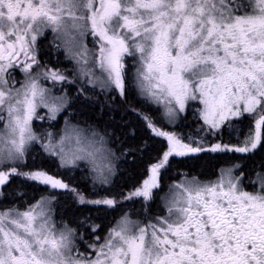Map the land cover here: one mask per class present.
<instances>
[{
  "label": "snow or ice",
  "instance_id": "obj_1",
  "mask_svg": "<svg viewBox=\"0 0 264 264\" xmlns=\"http://www.w3.org/2000/svg\"><path fill=\"white\" fill-rule=\"evenodd\" d=\"M49 29L56 49L74 63L82 93L90 86L123 96L131 57L140 94L162 106L169 123L189 102L201 105L206 135L232 127L230 120L244 114L254 122L239 144L204 146L202 138L185 143L145 116L168 147L124 201L152 200L171 156L248 154L264 146V0H0V187L21 177L66 190L80 204L111 209L118 203L107 195L90 199L42 169L21 168L29 148L40 144L61 167L84 161L94 190L109 186L115 173L114 153L99 130L67 120L58 137L33 130V119H43L38 107L57 120L67 97L53 89L73 82L38 57V40ZM89 35L93 49L86 44ZM16 66L24 73L19 88L8 71ZM45 80L52 88L43 86ZM169 193L163 198L167 215L145 223L121 213L104 242L89 245L92 254L78 250L76 229L57 228L54 195L24 211L0 209V264H264V168L254 178L233 167L221 169L216 179L185 178Z\"/></svg>",
  "mask_w": 264,
  "mask_h": 264
},
{
  "label": "trees",
  "instance_id": "obj_2",
  "mask_svg": "<svg viewBox=\"0 0 264 264\" xmlns=\"http://www.w3.org/2000/svg\"><path fill=\"white\" fill-rule=\"evenodd\" d=\"M59 55L61 56V53L56 54L55 58ZM45 59H47L49 67L60 69L69 80L72 79L70 81H73L71 85L67 84L68 110L59 117V120L65 118L81 127H93L105 134L108 146L115 153L116 173L109 186L105 189L94 190L90 184L88 171L83 165L74 169L61 168L55 159L43 153L37 146H32L28 150L21 168L23 171L42 169L69 184L70 187L85 193L90 199H95L98 195L115 197L118 201L115 210L118 205L126 202L138 206L135 198L128 201H124L122 198L148 178L150 166L158 162L168 147L167 140L156 136L148 127L145 116L164 131L175 133L185 143L190 142L189 138L193 142L202 138L204 146L213 143L239 144L247 134L249 127H252L251 117L243 115L230 120L232 127L225 124L222 126V130L217 132V135H206L207 127L198 117L199 106L196 103L189 104L184 114L180 116L178 123L169 126L162 119L159 108L149 104L136 94L131 80L126 79L123 96L115 90L103 93V91L89 87L86 92L82 93L80 84L76 85L73 79L74 75L68 71L67 62L63 65L60 59L54 60L51 57ZM1 124L0 121V127ZM202 127L204 131H201ZM252 155L242 159H239L236 153L214 155L212 152H201L179 157L171 156L167 166L160 170L158 179L161 189L156 194H165L170 184L178 182L183 177L195 176L201 180L215 179L219 170L236 164L246 170L247 175L252 174L255 170H262L264 168V146H259ZM245 184H248L247 179H245ZM0 190V209L24 208L35 203L44 195H54L55 199L52 204L57 226L68 224L76 229L78 233L76 242L80 237L88 238L92 233L93 226L99 228L98 233L103 232L107 226L106 219L111 217L108 214V209L104 206L94 207L91 204H80L66 190L51 193L45 186L26 181L21 177H13L11 182ZM147 204L143 208V212L147 211L151 214L156 211L155 207L149 208ZM63 210H66L67 213L63 214ZM160 212L162 214L163 210ZM113 218L116 216L114 215Z\"/></svg>",
  "mask_w": 264,
  "mask_h": 264
},
{
  "label": "rangeland",
  "instance_id": "obj_3",
  "mask_svg": "<svg viewBox=\"0 0 264 264\" xmlns=\"http://www.w3.org/2000/svg\"><path fill=\"white\" fill-rule=\"evenodd\" d=\"M66 19H67V17H66ZM48 31H50V29L48 30ZM51 32V31H50ZM47 36H48V38H52V41H53V33L51 32V33H49V34H47ZM92 37L89 35L87 38H86V44H87V46L89 47V49H93V48H95L96 46L93 44V43H91V40H88V39H91ZM89 43V44H88ZM61 53H63V51L61 50ZM66 62L68 63H70L71 65H72V70H73V73H74V68H75V65H74V63L72 62V61H70V60H66ZM8 71H9V69H8ZM124 71H125V73H126V76H125V79H127V80H131V84H132V86H133V88H134V90L136 91V94H138V96L140 97V98H142V99H144V100H146L141 94H140V92H139V90H138V88H137V83H136V77H135V72H136V62L131 58V57H126V65H125V69H124ZM17 78V80L16 79H12L13 81H14V86L15 87H17V88H19L20 87V84L23 82V80H24V73L20 70L19 71V73H18V76L16 77ZM73 79L75 80V82H76V85H78L79 84V82H78V80H76V78H75V73H74V77H73ZM70 80H72V79H70ZM42 84H43V86L44 87H46V88H52V84H51V82L50 81H47V80H45V81H42ZM68 84V82H65V83H63L62 85L63 86H68L67 85ZM61 84H57L56 85V87L53 89V93L55 94V95H64V96H66L67 97V105H66V107H65V109L63 110V111H61L59 114H58V117H57V119L61 116V115H63L64 114V112H66L67 110H68V107H69V97H68V94H67V89L64 91L63 89H62V86ZM69 85H71V83H69ZM88 88V87H87ZM89 88H92V87H90L89 86ZM96 90H98V91H101V89L100 88H95ZM103 93H109V92H107V91H103ZM146 102H148L149 104H151V105H153V106H155V107H157V108H159V110H160V113H161V117H162V119H164V121L169 125V126H174V125H176L177 123H178V121H179V118H180V116L181 115H183L184 114V112L186 111H184V112H182V113H179V116L176 118V120L174 121V122H172V123H169V121L165 118V116L163 115V107L162 106H158V105H156V104H154V103H150L148 100H146ZM191 103H196V102H189V104H191ZM196 104H198V103H196ZM198 109L201 107V105H199L198 104ZM188 107V106H187ZM187 107H186V109H187ZM37 115L39 116V117H43V119H36V118H34L33 119V121H32V127H33V130L38 134V135H43V134H46L47 132H53L54 134H56L57 135V137L59 136V134H60V132H61V129L64 127V123H65V118L63 119V118H61L60 119V122H61V124L60 125H58V126H55L54 124H55V122H56V120L55 121H50V120H48V118H47V109L46 108H43V107H38L37 108ZM244 115H248V114H244ZM198 117L200 118V115H199V112H198ZM232 119H234V118H232ZM200 120L202 121V123H203V120L200 118ZM69 122V121H68ZM1 127L0 128H3V122L1 121ZM69 123H71V124H73V125H77V124H74V123H72V122H69ZM204 125V124H203ZM204 126H206L207 128H208V126L207 125H204ZM81 127V126H80ZM106 140H107V138H106ZM107 142H108V140H107ZM214 144V143H213ZM32 146H37V147H39L41 150H42V152L43 153H45L44 152V150L41 148V146H40V144H34V145H32ZM31 146V147H32ZM30 147V148H31ZM29 148V149H30ZM112 150V149H111ZM113 151V153H114V150H112ZM29 152V151H28ZM28 154V153H27ZM46 154V153H45ZM46 155H48V154H46ZM27 156V155H26ZM49 156V155H48ZM175 156V155H174ZM50 157H52L53 159H55V161L58 163V165L60 166V161H59V159L57 158V157H53V156H50ZM177 157H179V156H177ZM114 158H115V153H114ZM114 162V161H113ZM84 166L85 168H86V170L88 171L87 173H88V177H89V180H90V184H91V186H93L92 185V181H91V174H90V172H89V168H88V165L84 162V161H77L76 162V166H68V167H61V168H67V169H74V168H77V167H79V166ZM114 166H115V164H114ZM234 168V170H235V167H233ZM224 169H226V168H224ZM150 172V171H149ZM115 173H116V171H115ZM115 173H114V175L112 176V180H111V183H112V181H113V178H114V176H115ZM219 173H220V171H219ZM219 173H218V175H219ZM218 175H217V177H218ZM149 177V176H148ZM216 177V178H217ZM186 177H183V178H181L179 181H181V180H184ZM215 178V179H216ZM188 179H190V178H188ZM175 183H177V182H175ZM174 183V184H175ZM174 184H170L169 185V187H168V190H167V192L164 194V195H162L161 197H160V202H161V205H162V208L164 209V213L166 212V214H164V215H167V210H166V208H165V200L163 199L164 197H170V193H169V189H170V187L171 186H173ZM250 185V184H249ZM252 186V185H251ZM2 187H0V189H1ZM49 189V191L51 192V193H55V192H64V190L63 189H56V190H52L50 187L48 188ZM157 189V188H156ZM155 190V189H154ZM173 191L174 192H179L180 190L179 189H173ZM0 194H1V190H0ZM44 196H46V195H44ZM49 196V195H48ZM103 196H105V195H103ZM98 197H100L99 195L97 196V198ZM38 201V200H37ZM52 203H53V201H52ZM34 204V203H33ZM96 205H94V207H95ZM29 206H26V207H24V208H19L21 211H24V210H26L27 208H28ZM67 213V211L66 210H63V214H66ZM163 213V212H162ZM120 218V217H119ZM154 218V217H153ZM52 219L54 220V222H55V224H56V226H57V222H56V220L54 219V211H53V204H52ZM148 222V221H147ZM114 226V225H113ZM63 226H57V228H62ZM106 237V236H105ZM104 237V238H105ZM104 238H102V239H100L98 242H97V244H102L103 242H104ZM80 240H81V244L82 245H80V247H81V252H83V253H88V249L90 248L89 247V245L91 244H89V241L88 240H85L84 238L83 239H81V237H80ZM75 243H76V241H75ZM77 245V244H76ZM74 254H75V250H74ZM90 254V253H89Z\"/></svg>",
  "mask_w": 264,
  "mask_h": 264
},
{
  "label": "flooded vegetation",
  "instance_id": "obj_4",
  "mask_svg": "<svg viewBox=\"0 0 264 264\" xmlns=\"http://www.w3.org/2000/svg\"><path fill=\"white\" fill-rule=\"evenodd\" d=\"M49 33H51L50 31H48V30H46V37H41L39 40H38V57H39V59H40V61H41V63L42 64H45V65H47V66H49V63H48V61H46L47 59H45V58H49V57H51V58H54V60H56V59H60V61H61V63L64 65V63L66 62V58H65V55H64V53H61V50H57L56 49V47H55V45L53 44V41H52V38L50 37V38H48V36H47V34H49ZM88 40H91V43H92V38L91 39H88ZM89 44V43H88ZM60 54L61 53V56L59 55L57 58H55L56 56V54ZM46 61V62H45ZM67 67H68V71H70L73 75H74V73H73V70H72V65L68 62L67 63ZM21 70V68L19 67V66H16L15 68H10L9 69V72L12 74V79H16L17 80V76H18V73H19V71ZM62 87V89L65 91L68 87L67 86H61ZM61 124V122H60V120H59V118L56 120V122H55V126H58V125H60ZM252 127H254V122L252 123ZM259 147V146H258ZM258 149V148H257ZM256 149V150H257ZM255 150V151H256ZM254 152H251V153H248V154H240V153H236V155L239 157V159H242V158H246V157H251V156H253L252 154H253ZM217 154H220V153H214V155H217ZM229 167H235V172L237 173V174H239L241 171L245 174V176H248L247 174H246V170H244V169H241L240 168V166L238 165V164H236V165H232V166H229ZM225 168H228V167H225ZM222 169H224V168H222ZM220 171V170H219ZM259 171H261V170H255V171H253L252 172V176H253V178H254V174L256 173V172H259ZM148 176H150V172H148V174H147V177ZM160 176V175H159ZM144 181V180H143ZM143 181H142V183H140L139 184V186L138 187H142V184H143ZM175 182H173L172 184H174ZM244 183H245V181H244ZM159 184H160V182H159ZM246 185V184H245ZM248 185V186H247ZM246 186H247V188H248V190H252V186L251 185H249V183L247 184ZM137 187V188H138ZM136 189V188H135ZM134 189V190H135ZM161 189V184H160V187L159 188H157V189H155V190H153V199L152 200H150V201H148V204L147 203H145L144 201H143V199L142 198H135V200L137 201V204H138V206L136 207V205L134 204V203H132V204H128V202H126V203H122L121 205H118V207H117V209L115 210V208H111V209H109V208H107L108 209V214H110L111 215V217L110 218H107L106 219V224H107V226H106V228H105V230L103 231V232H101V233H98V230H99V228L96 226V230H95V232H93V230H92V233L89 235V237L88 238H86L85 240H88L89 241V244L91 243V244H97V242L100 240V239H102V238H104L105 236H107V234H108V232H109V230H110V228L116 223V221H117V219H119V217H120V215H121V213H128L129 214V216H130V218L131 219H133V220H139V221H142V222H145L146 223V220L148 221V219H151V218H153V217H155V216H157V215H164V214H166V212L164 213V209L162 208V205H161V202H160V200H159V197H161L162 195H157L156 193L159 191ZM134 190H132V191H134ZM168 190V189H167ZM167 192V191H166ZM165 192V193H166ZM157 195V196H156ZM164 195V194H163ZM156 196V197H155ZM156 199V200H155ZM159 201H158V200ZM146 204L148 205V207L150 208H153V207H155V209H156V211L155 212H152L151 214H149V212H147L146 211V213H147V215H148V217L146 218V213L145 212H143V208L146 206ZM133 205H135L134 207H131V206H133ZM137 208V209H136ZM162 211L163 210V213L161 214V212L160 211ZM156 213H157V215H156ZM116 216V218H113V216ZM97 237H99V239L97 240ZM82 242H81V240L80 239H78V241L76 242V244H77V248H78V250L81 252V247H80V245H82L81 244ZM88 253H90V254H92V249L91 248H89L88 249Z\"/></svg>",
  "mask_w": 264,
  "mask_h": 264
}]
</instances>
